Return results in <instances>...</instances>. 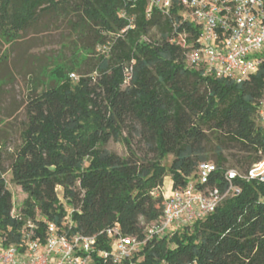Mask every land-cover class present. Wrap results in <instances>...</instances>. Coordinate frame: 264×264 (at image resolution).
<instances>
[{
    "label": "trees",
    "instance_id": "obj_1",
    "mask_svg": "<svg viewBox=\"0 0 264 264\" xmlns=\"http://www.w3.org/2000/svg\"><path fill=\"white\" fill-rule=\"evenodd\" d=\"M149 3L0 0V36L8 44L42 15L71 12L68 26L87 54L67 71L59 68L56 84L29 91L22 142L10 166L11 182L27 198L15 214L0 172V244L23 249L28 222L44 239L48 223L63 227L69 207L72 233L97 237L90 264H264V183L236 180L241 194L214 213L171 236L149 238L164 214L167 177L182 191L197 181L200 164L214 160L217 171L204 186L225 191L228 170L246 173L264 159L258 115L264 64L242 83L189 66L200 26L184 20L177 0L168 13L153 7L150 15ZM153 30L158 37L150 36ZM87 60L92 68L72 79ZM134 136L144 144L142 154L133 149ZM111 141L123 142L128 155L109 151ZM115 228L144 243L117 263L101 255L111 250L108 231Z\"/></svg>",
    "mask_w": 264,
    "mask_h": 264
},
{
    "label": "built area",
    "instance_id": "obj_2",
    "mask_svg": "<svg viewBox=\"0 0 264 264\" xmlns=\"http://www.w3.org/2000/svg\"><path fill=\"white\" fill-rule=\"evenodd\" d=\"M174 2L150 0L147 14H151L153 7L168 13ZM177 2L184 9V20L192 21L201 28V36L187 56L189 66L203 68L205 74L230 78L237 83L259 71L264 64V0ZM106 49L103 47L99 51ZM128 71L131 72V69ZM258 115L264 125V98ZM216 171L214 163L204 162L198 168L195 183L182 191L172 190L169 196L164 194L166 205L163 217L149 229V238L167 236L173 227L191 225L214 213L227 198L241 194L242 189L236 180L264 183V159L246 173L228 170L225 191L216 186H204ZM72 213L73 209L67 207L62 228L48 223L44 239L36 234L38 227L28 222L22 232L23 249L15 245L6 248L0 244V264H90L91 253L96 251L97 237L72 233ZM108 236L111 250L101 252V255L116 263L132 258L144 244L135 237L124 235L117 228L109 230Z\"/></svg>",
    "mask_w": 264,
    "mask_h": 264
},
{
    "label": "rangeland",
    "instance_id": "obj_3",
    "mask_svg": "<svg viewBox=\"0 0 264 264\" xmlns=\"http://www.w3.org/2000/svg\"><path fill=\"white\" fill-rule=\"evenodd\" d=\"M73 19L71 12L44 14L18 42L8 44L0 36V172H5L8 189L13 194L15 214L21 210L27 195L11 182L10 166L12 157L22 142L21 134L27 121L25 104L29 91L38 84H56L58 81L56 72L59 68L67 71L76 57L82 61L87 58L85 52L78 50L76 35L68 26V21ZM150 36L158 37L156 30H153ZM93 63V60H87L80 72H73L70 77L77 80L81 74L92 68ZM132 146L139 154L144 152L141 151L144 144L140 142L138 136H134ZM208 147L215 150L212 143ZM107 149L122 157L128 155L123 142L111 141ZM232 153L235 152H226V155L230 158ZM172 160L171 156L164 164L169 167ZM233 165L230 160L227 167L231 168ZM171 185L172 179L167 177L164 184L165 192L168 194L166 196L173 190ZM179 229L173 227L167 235L171 236Z\"/></svg>",
    "mask_w": 264,
    "mask_h": 264
},
{
    "label": "crops",
    "instance_id": "obj_4",
    "mask_svg": "<svg viewBox=\"0 0 264 264\" xmlns=\"http://www.w3.org/2000/svg\"><path fill=\"white\" fill-rule=\"evenodd\" d=\"M171 189H173V181H172V185H171ZM170 189V190H171ZM170 193V192H169ZM164 194L166 195L167 193L165 192V189H164ZM168 195V194H167ZM170 195V194H169Z\"/></svg>",
    "mask_w": 264,
    "mask_h": 264
}]
</instances>
